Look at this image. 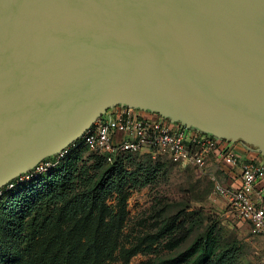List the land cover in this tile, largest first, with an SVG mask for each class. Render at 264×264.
<instances>
[{"label": "water", "instance_id": "1", "mask_svg": "<svg viewBox=\"0 0 264 264\" xmlns=\"http://www.w3.org/2000/svg\"><path fill=\"white\" fill-rule=\"evenodd\" d=\"M117 107L264 158V0H0V190Z\"/></svg>", "mask_w": 264, "mask_h": 264}, {"label": "trees", "instance_id": "2", "mask_svg": "<svg viewBox=\"0 0 264 264\" xmlns=\"http://www.w3.org/2000/svg\"><path fill=\"white\" fill-rule=\"evenodd\" d=\"M85 152L93 163L79 168ZM137 155L122 154L110 163L80 149L59 168L6 193L0 200V264H126L162 240L169 252L180 249L196 230L195 223L186 229L187 215L171 218L129 247L122 244L128 191L152 185L161 172L152 164L129 169ZM114 195L111 207L108 199ZM240 258L238 244H224L211 225L184 250L156 264H239Z\"/></svg>", "mask_w": 264, "mask_h": 264}, {"label": "built area", "instance_id": "3", "mask_svg": "<svg viewBox=\"0 0 264 264\" xmlns=\"http://www.w3.org/2000/svg\"><path fill=\"white\" fill-rule=\"evenodd\" d=\"M239 146L242 145L172 124L155 114L117 107L100 118L64 152L7 184L0 190V200L18 185L59 168L80 149L104 156L110 163L122 154L159 152L174 164L192 165L202 171L208 170L211 161L225 167L241 166L239 188H231L218 176L210 174L214 194L226 201L230 213L249 224L253 232L264 239V184L257 189L264 180V165L257 161H242Z\"/></svg>", "mask_w": 264, "mask_h": 264}, {"label": "rangeland", "instance_id": "4", "mask_svg": "<svg viewBox=\"0 0 264 264\" xmlns=\"http://www.w3.org/2000/svg\"><path fill=\"white\" fill-rule=\"evenodd\" d=\"M79 156V168L92 165L90 153ZM135 157L129 162V169L135 170L141 164H152L160 165L161 172L152 185L128 191L127 219L122 231L123 246L129 247L145 236L155 234L171 218L179 216L187 215L186 229L195 223L196 230L176 251L169 252L166 241L162 240L126 264H156L160 258L174 256L211 225L217 226V234L224 244H238L241 254L239 264H264V239L257 236L249 224L230 213L226 201L214 194L210 176L212 170L202 171L187 164L173 165L165 154L159 152H145ZM214 171L221 174L220 170ZM108 204L115 207L116 195L108 199ZM115 264L125 263L117 260Z\"/></svg>", "mask_w": 264, "mask_h": 264}, {"label": "crops", "instance_id": "5", "mask_svg": "<svg viewBox=\"0 0 264 264\" xmlns=\"http://www.w3.org/2000/svg\"><path fill=\"white\" fill-rule=\"evenodd\" d=\"M239 149L241 150L242 161H257L258 163L264 165V158L261 155L255 152H250L243 146H239ZM208 170H212V173L218 176L223 183L231 188H239L241 186V166L231 168L221 166L220 164L211 161ZM213 170H220L221 174L216 171L213 172ZM262 184H264V180L257 185V189H259Z\"/></svg>", "mask_w": 264, "mask_h": 264}]
</instances>
